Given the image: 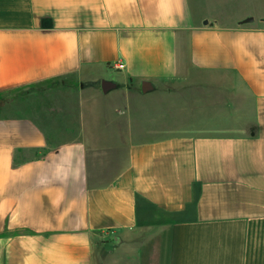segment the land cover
Returning <instances> with one entry per match:
<instances>
[{
    "label": "crops",
    "instance_id": "obj_1",
    "mask_svg": "<svg viewBox=\"0 0 264 264\" xmlns=\"http://www.w3.org/2000/svg\"><path fill=\"white\" fill-rule=\"evenodd\" d=\"M9 91L0 264H264V0H0Z\"/></svg>",
    "mask_w": 264,
    "mask_h": 264
},
{
    "label": "rangeland",
    "instance_id": "obj_2",
    "mask_svg": "<svg viewBox=\"0 0 264 264\" xmlns=\"http://www.w3.org/2000/svg\"><path fill=\"white\" fill-rule=\"evenodd\" d=\"M19 95L16 94V91H9V92H5V93H1L0 94V101H7V99H14L17 98Z\"/></svg>",
    "mask_w": 264,
    "mask_h": 264
},
{
    "label": "water",
    "instance_id": "obj_3",
    "mask_svg": "<svg viewBox=\"0 0 264 264\" xmlns=\"http://www.w3.org/2000/svg\"><path fill=\"white\" fill-rule=\"evenodd\" d=\"M110 83L109 82H105L104 85H103V88L105 90H107V88L109 87Z\"/></svg>",
    "mask_w": 264,
    "mask_h": 264
}]
</instances>
